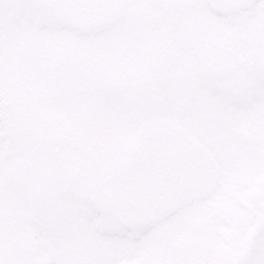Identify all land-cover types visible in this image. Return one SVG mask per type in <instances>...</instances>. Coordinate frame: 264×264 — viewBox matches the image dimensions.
<instances>
[{
	"label": "rangeland",
	"instance_id": "374dc122",
	"mask_svg": "<svg viewBox=\"0 0 264 264\" xmlns=\"http://www.w3.org/2000/svg\"><path fill=\"white\" fill-rule=\"evenodd\" d=\"M12 1L13 0H9V2ZM257 1L258 2L252 10L234 14L229 17L225 16L224 18H221L220 23L214 19L210 20V16L207 15L206 18L208 21L206 20V23L211 22V25L207 28L206 36L211 38L212 36L208 35V32L220 27L216 34H214V37L221 38L223 37L224 28L231 30L232 26L236 23L237 25H246L248 23L257 37L260 36L264 38V34L262 33L264 30V0ZM146 7L150 9L149 5ZM50 17L51 18L48 19V22L56 19L55 14L51 11ZM11 18L12 17H9L8 20ZM53 22L54 25L59 24L56 20ZM65 26L67 25H64V27ZM58 33L60 36L64 35L60 34L59 31ZM25 36L27 37V35ZM13 37L14 34L12 38ZM71 42L72 43L67 42L66 40L60 41L61 46L65 47H62L61 51L58 50L54 52L55 54L60 53V58H52L49 51H44L40 48H38V51L42 52L40 55L41 58H36L35 56L20 57L10 53L8 57H0V182L2 183L9 179L11 174L16 178L21 176L22 171L24 172L25 169V164L28 159L27 157H30V165L31 162H34L37 164L38 168L44 164L49 165L53 158L51 155L43 154L44 150L41 145L35 148V150H37L35 154H15L13 158L11 155H8V153L6 154V143L12 138H6L5 136L12 132L13 134L16 133L17 137L21 135L16 129L6 133L9 124H7L5 117L8 116L10 110V97L12 94H18L17 91H9L13 85L20 86L21 81L35 80L38 78V71L41 70L42 72V69L44 68L52 69L55 66H57V68L60 67L62 73L65 74L62 83L59 82L60 77L58 74L53 80L50 79L51 73H45L44 75L47 76L46 79L50 81L51 86L43 90L42 95L45 97L44 100H42V105H45L44 109L53 112V115H55V113L63 115L64 120L72 118L74 111L71 110L69 106L71 102L74 104L77 99H81L82 103H84L85 101L95 102V100L103 101L111 98L110 95L105 96L101 91L98 92V90H96V84L94 83L95 76L87 78L93 80V83H87L85 77L81 79V76L83 77V75L79 69L80 67L75 63L76 59L71 60V58L66 57L69 51L76 50L75 48H71L74 44L73 38ZM15 43L16 45H21L22 38L20 37ZM30 45L31 44H28V46ZM3 48V46H0V52ZM69 55L72 57L71 54ZM109 59L110 60L108 61L106 60V65L110 69L119 68L129 70L131 69L132 64H135L132 59L126 60V58H124V61L121 63L118 62L116 58L110 57ZM8 73L10 75L9 79H7ZM76 73L79 74V77L78 79L73 80L71 76ZM262 76L264 77V73ZM229 82H231V78L222 81L223 91L225 84H229ZM56 84H59V86H55ZM223 91H221V93ZM192 92H199V90L196 89ZM232 93L234 95L229 91L227 94H222L218 101L211 104L216 92L212 90L203 91L201 92V97L204 94H208L203 99L206 104L205 106H199V108L194 107L192 106V103L187 100V102L179 108L176 107L179 104V100L171 101L173 98L177 97L181 99L179 91H164L163 102L153 101L147 106H144L143 110H141V118L137 120V122L141 124L142 122L155 120L156 117L158 118L161 115L170 118H174L175 116L176 119L178 118V120L182 121L180 123L175 119L179 126L183 127V130L187 133L188 138L185 136L187 140H194L198 143L201 142L202 146L208 148L211 153H214L216 158L221 161V169H219L220 183L218 187L213 190L211 195L189 201V203L179 206V208L172 213L175 215L184 214V217L182 215H176L177 218L174 217V215H162L158 216V220L156 224H154L155 227H158V231L168 229L170 228L169 226L174 225L175 228L177 227L176 233L177 231L181 232L182 230L184 231V234L186 233L192 236L193 241L187 245L188 248L186 249L187 258L182 261V264L203 263V257H199V254H197L198 251H204L203 254L205 260L209 261V264H231V261L229 260L230 250L228 246L233 245L232 241L234 236L228 235V232L231 231L230 229L234 231L236 230L239 233L240 246L237 251V257H240L241 251L247 247V238L249 236L248 231L251 230L252 226H257L258 224L260 229L252 237L253 240H251L252 243L249 247L250 250L245 255L244 259L240 261V264H264V219L259 220L261 217H255V214H260V216L264 214V184L257 180L259 179L258 177L264 176V79H261V75H259L254 83L250 82V84L243 89L239 88ZM100 103L107 108V112L104 111L103 113L104 118L102 121V127L96 133L97 135L94 134V131L89 135H78L84 142H87L90 145H93L94 141H96L94 135L96 137L103 135V139L110 140L111 134L108 130H111L112 128H110L109 124H114V116H118L119 114L115 112V114L112 115L111 112L115 108L108 106L104 102ZM215 104L217 107L222 108L221 112H213L212 108ZM77 108L81 111V113H78L79 116H85L82 111L83 107L80 108V106H78ZM128 112L126 115H129L128 117H130V112ZM131 115L134 116L135 112H132ZM72 122L74 121H69L68 124L70 125ZM128 123L131 128L134 127L133 122L128 121ZM73 126L74 129L79 130L77 125L73 124ZM68 129L70 132L74 130L72 125H70ZM117 131L118 130H116V133ZM137 134V131L132 132V140L137 137ZM115 139L118 140L119 137H116ZM21 141L22 139H18V142H13V144L15 145ZM65 149L67 151L69 150L66 146ZM97 159V162L100 163V167L112 163L111 160L107 159V156H98ZM61 163L64 162L59 159V164ZM23 166L24 169L22 170ZM54 170H56V164H53V167L46 171V176L50 177ZM65 181H68L66 177L64 182ZM255 185L263 190V198H261V200L247 197V193L257 187ZM69 187L70 184L65 187V190L59 196L62 202L61 206H64L65 202H68L69 204V201H71L70 197L73 191ZM76 187L77 191H74V193L76 192L77 194L76 205H78V207L81 206L85 211H88L84 206L82 207L83 203H85L84 191H86L85 187H83L82 181H78ZM16 188L17 187H15V189ZM21 188L22 186L19 187L17 191L14 189L16 195L21 192ZM237 189H239V193H236ZM22 190L24 192L25 187ZM14 203L16 204V201H14ZM250 206L253 208V212H251ZM231 214H237L236 219L238 225L233 223ZM108 215L109 214L106 212H103L102 215L98 211L93 210V214L89 215L91 217H88V225L98 227L90 228L89 232L95 233L101 229L109 233L110 228L116 227V221ZM244 232H246L245 235ZM125 236H130V234H125ZM200 242H204V246H201ZM134 246V244L131 245L133 251H135ZM174 251L175 250L172 247L168 249L169 257H167L166 264H177L175 260L172 261ZM79 253L80 255L77 261L73 262L74 258H70L72 261L69 262V264H94V261L91 260L95 258L96 254L92 255V251ZM102 258H104V256L99 259ZM68 260L69 259H67V263ZM109 260L112 263L116 261L115 264H122V262L118 263L117 259L111 260L110 256ZM108 263L111 264L109 261ZM144 264H151V262Z\"/></svg>",
	"mask_w": 264,
	"mask_h": 264
},
{
	"label": "flooded vegetation",
	"instance_id": "af4514ba",
	"mask_svg": "<svg viewBox=\"0 0 264 264\" xmlns=\"http://www.w3.org/2000/svg\"><path fill=\"white\" fill-rule=\"evenodd\" d=\"M204 3L205 0H173L171 3L168 2L167 4L163 5L164 7L157 11L159 5L156 0H152V2L149 4V7H151L154 11H157L155 13L156 16L158 14H161L162 17L168 15L171 16V20H169L170 22L167 21L165 27L169 33L171 27H177L176 33L178 40H181L182 37H184L187 33H190L194 39L193 42L195 44H199L201 43L202 36H204V28L201 24H204L205 16L204 13L202 15L200 14V10L205 8ZM168 43L169 41L167 38L160 40L159 44L156 45H148L146 43L144 48H147L148 50L140 52L142 56L156 58V65L148 74L149 77L142 79V81H149L150 88L152 89L157 88V81L160 80V78L164 76L169 69L168 66H163L165 59L178 54V51H172L171 54V51L168 49ZM205 43L208 44L209 42L207 41ZM219 44V41L215 42L214 49L209 48L205 50V44L203 47V54H206V56L209 58L208 61L215 65H219L218 54L220 53V50H217L220 49ZM169 54H171V56H169ZM179 74L182 75V73ZM140 84H142V82ZM167 153L168 149L165 150L160 148L149 152H140L139 155L142 156L141 163L154 164L152 162L153 157H155L157 160L158 158L160 159L167 155ZM28 220L29 218L25 220L22 225L16 221V226L13 228V232L17 239L22 240L21 242H23L22 246L24 248L23 252H25L29 262L31 264H62V250L61 252L59 250L58 256L56 253V258L53 252L46 254V251H44L45 249L42 245L44 236L38 230V221H33L34 225L31 226L30 221ZM69 241L71 242L72 239ZM3 247L4 245L1 244L0 254H2V256L0 257V264H28V260L27 258H24V254L19 253L18 249H16L12 243L9 245L7 251H5L6 248ZM19 255H22V258L18 261H14V259H17ZM46 255L53 256L52 262L49 259H46Z\"/></svg>",
	"mask_w": 264,
	"mask_h": 264
},
{
	"label": "water",
	"instance_id": "95a60500",
	"mask_svg": "<svg viewBox=\"0 0 264 264\" xmlns=\"http://www.w3.org/2000/svg\"><path fill=\"white\" fill-rule=\"evenodd\" d=\"M253 0H209L211 5L214 7V9L219 12V13H225L228 11H236V9L242 8L248 4H250ZM243 34L239 35L241 37ZM248 41V46L250 48L249 52L252 51L255 48L251 40ZM114 212L116 213L117 216H121V207L119 208H113Z\"/></svg>",
	"mask_w": 264,
	"mask_h": 264
}]
</instances>
